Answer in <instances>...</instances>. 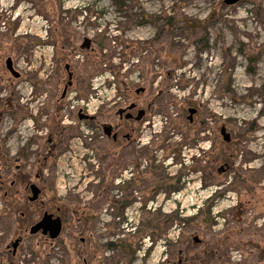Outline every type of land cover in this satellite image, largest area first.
<instances>
[{"label": "rangeland", "instance_id": "374dc122", "mask_svg": "<svg viewBox=\"0 0 264 264\" xmlns=\"http://www.w3.org/2000/svg\"><path fill=\"white\" fill-rule=\"evenodd\" d=\"M61 23L72 33L69 44L77 46L71 53L74 57L72 65L84 63L87 58L98 64L103 61L101 66L105 70L91 75L88 85L91 92L85 99L94 94L93 98H99V105L107 112L106 104L114 99V92L118 95V90L123 89L127 94L128 86H143L147 82L146 96L149 99L155 96L156 114L152 118L156 126L153 129L160 130L161 122L164 127H169L178 115L186 118L187 107L193 105L198 107L193 125L186 119L179 121L196 126L199 134L195 137L198 158L195 168L198 170L192 173L195 177L189 179L191 187L196 181V187L188 188L177 197H165L163 209H111L110 198L106 196L96 202L93 197L95 149L92 142L89 144L93 149L90 162L80 163V150L69 145L66 155L52 166L53 173L46 172L48 177L54 176L53 190L58 197L68 195V199H77L79 204H89L93 212L100 215L98 229L101 235L107 232L104 225L114 222L115 234L107 239L120 240L124 235L135 238L137 222L140 229L143 220L175 213L178 219L155 244L153 254L148 253L151 239L146 235L140 237L138 247L135 243L132 248L137 247V251L131 264H162L159 258L166 254L165 246L169 243L173 246L179 235L183 239L200 238V242H196V256L206 245H224L223 256L215 264L241 261V264H256L255 249L260 240L257 228L264 227V0H238L234 4H227L225 0H0V33H13L12 38L0 37V98L8 96L14 88L12 98L27 108L30 117L39 115L36 109L42 99L30 102L33 82L23 77L13 79L5 61L12 57L20 73L36 74L38 79L46 80V75L49 72L52 75L51 70L55 68L54 53L62 45ZM83 36L95 39L90 49L79 47ZM20 42L31 44L30 49L20 51ZM49 58L52 60L50 66L46 62ZM65 60L61 62L62 66ZM55 76L54 71L52 77ZM143 77L147 79L143 81ZM56 78L58 80V75ZM49 86L40 94L52 96L55 87ZM29 116L16 123L12 115L0 114V134L4 138L9 136L7 149L10 153L29 138L32 132ZM62 117L65 119V109ZM223 126L230 132L232 144L223 139ZM86 131L92 135L96 129L85 124L81 129L83 138ZM204 135L208 136L206 142L202 140ZM147 137L149 145L160 139H155L152 131ZM187 137L191 141L193 131ZM173 141L181 148L177 138ZM199 145L208 148V186L205 190L200 188L199 168L206 149ZM234 147L239 150H235L237 154L233 157ZM161 152L159 149L152 152L155 160L161 159ZM183 152L184 147L177 166L168 169L170 164L165 165V173L179 175L180 163L189 167V153L184 157ZM124 168L120 176L123 179L126 177ZM171 181L183 182V179ZM21 182L23 190L24 181ZM46 197L44 195L43 199ZM0 200V213H6L8 203L3 198ZM244 202L247 212L239 219L240 214H234L232 218V214L237 213L235 208ZM20 203L25 209L29 207V211L39 210V205L34 209L23 197ZM203 219L208 220V226ZM15 220L13 214L0 218L7 235L15 231ZM19 222L25 223L24 218ZM244 241L247 242L246 250L241 244ZM132 244L125 248L128 250ZM245 252L253 256L248 260ZM123 255V249H117L120 264L126 262L121 261ZM64 257L60 248L55 249L49 264H63Z\"/></svg>", "mask_w": 264, "mask_h": 264}, {"label": "flooded vegetation", "instance_id": "af4514ba", "mask_svg": "<svg viewBox=\"0 0 264 264\" xmlns=\"http://www.w3.org/2000/svg\"><path fill=\"white\" fill-rule=\"evenodd\" d=\"M84 38L85 36H83V40ZM91 40L94 44L95 39L91 38ZM49 41L52 42V39L50 38ZM53 45L55 47V41H53ZM76 47L69 49L68 52H75ZM54 54L56 55V51ZM73 58L71 54L67 56L66 63H63L64 67L61 65L62 59L59 63L60 68L63 67L67 71L61 86L62 93L59 92L60 96L58 94L57 97L50 100L48 93H44V95L34 93L35 85L32 84L33 91L30 102L37 100L39 102L41 99L42 102L40 103L41 108L39 106L36 109L39 115L29 116L32 121V132L29 138L21 141L20 147L10 153L7 149L9 136L4 138L0 134V198L8 202L6 204L8 211L6 213L1 211L0 218L4 219V216L18 214L20 209L25 207V205L22 207L20 203V198L23 197L24 202H28L30 206L33 204L34 209H37V205H39L38 208L43 214L47 212L54 214V217L60 216L62 228L58 236L54 238L51 237L50 231L44 233L43 230H39L31 234V226L43 216L42 214V216L37 215L35 221L28 226L15 221L13 223L15 231L13 234L7 235L5 229H2L4 223L0 221V264H49L53 251L58 248L63 251L65 256L62 259L63 264H116V251L117 249L122 250V247L118 244V240L107 239L108 236H114L115 223L110 222L104 225L105 223L102 222L106 226L104 229L107 232L99 234L100 215L94 213L89 204L80 203L74 208L70 207L66 202L68 195L58 197L48 183L50 179L48 176L52 174V166L66 155L69 145L73 147L81 139L85 141L86 145L92 142L95 149L93 197L96 202H99L103 196L110 198L108 205L112 206L111 209H163L161 206L165 197H177V194L185 193L188 188L196 187V181L191 187L189 180L195 177L192 176V173L198 170L195 168L196 159H198L196 158V143L184 142L179 148L177 142L173 140L176 138L179 141L185 140L190 131H193L194 138L197 127L181 123L179 120L182 116L178 115L179 117L173 119V124L170 123L169 127H164L161 122L160 130L153 129L156 126L152 118L156 114L155 96L150 99L146 96L147 82L143 86L141 84L134 85V87L128 86L127 94L123 93V89L118 90V95L113 96L114 99L106 104L109 107L107 112H105L106 108H101V106L93 114H88L80 108H68V104L71 103L69 98L71 92L76 91L77 99L85 97L81 96L77 89H73L76 82L73 74L74 65L71 63L74 62ZM53 62L55 66L56 60ZM13 65L19 76L12 78L17 80L20 77V71L16 68L14 60ZM9 73L13 76L10 71ZM50 74L46 80H50ZM146 79L142 78L143 81ZM49 87L53 88L54 86L50 84ZM63 97L65 99L62 110L65 109L66 116L65 119L61 118L62 129H59L57 125H52L49 113H42V109L52 106L51 112L57 110L62 104ZM190 108H195L196 111L191 114ZM197 112V106L189 105L186 118L182 119L193 125ZM85 124L90 129H96V131H92L90 141L81 135V129L85 127ZM149 131L155 134V139L160 138L159 142L149 145L147 137ZM202 140L208 141V136L204 135ZM172 142L175 143L173 146ZM182 147H184L182 153L184 157L189 153L191 159L188 160L189 167L180 163L181 169L178 172L179 175H176L177 177L174 175L175 173H165L166 164H170L168 169L178 165ZM199 147L206 149L203 152L204 160H201L199 168L201 173L200 188L205 190L208 186V148L202 145ZM157 149L162 151L159 161L155 160L152 154ZM199 155L202 156L201 153ZM38 164L44 168L38 169ZM123 167H125L123 171L126 174L125 179L120 178L123 175L121 174ZM21 174L23 179H21ZM176 178L183 179L184 183L171 181ZM186 179L189 180L188 183L185 182ZM21 180L24 181L23 190L20 187ZM33 185H37L40 189L39 197L35 201L30 200ZM112 193H117V195L112 196ZM44 195L47 196L45 200L43 199ZM53 196L57 198L55 201ZM112 198L113 200H111ZM159 198H161L160 201ZM4 208L5 206L2 209ZM86 212H88V221L82 219ZM157 226L162 229V222ZM104 235H107L106 238H102ZM164 236L163 231L160 234L154 231L152 234L146 235L151 239L149 254L154 253L155 244ZM195 238L196 236H193L191 240H188V238L183 239L179 235L173 246L171 243L165 246L166 254L159 260L162 259V264H195L196 242H200ZM139 241L136 242L137 247ZM137 247L129 248L121 261L131 264ZM37 251H39V256H36Z\"/></svg>", "mask_w": 264, "mask_h": 264}, {"label": "trees", "instance_id": "16d2710c", "mask_svg": "<svg viewBox=\"0 0 264 264\" xmlns=\"http://www.w3.org/2000/svg\"><path fill=\"white\" fill-rule=\"evenodd\" d=\"M167 20H169V19H167ZM60 27H61V32L63 33L62 34L63 40H61L62 45L56 49V55H55L56 65H55V68L53 69V73L55 71L56 76L58 75V80H57L56 76L52 77L53 73H52V75L50 74V81H48V80L43 81L41 79H38L36 74L24 75L23 73H21L20 77H19V79H21L23 77V78H28L30 81H32L33 84L35 85L36 93H39V94L42 93L43 91H45L46 87L52 83V85H54L55 88L52 91V96L50 94V91L48 90L49 94H50L49 95L50 100H53L55 97L58 96V94H59V96L61 95V93H62L61 86L63 85V82H64L66 75H67V71L64 68H59V63L61 62V59H62V61H64L66 59V57L71 54L68 52L69 49L75 48V46L70 45L71 42L68 41L69 38H71V34H72V33H70L69 27L64 25V24L62 25V23L60 24ZM12 36H13L12 32L11 33H9V32L0 33V37L12 38ZM58 36H61V35H58ZM100 41H101V44H103L104 39L100 40ZM31 42L32 41H30V43ZM31 44H26L25 42H20V47H19L20 51H28L31 47ZM67 46H69V47L66 48ZM102 63H103V61H100V63L98 64V62H95L93 59L87 58L84 63H80V64L78 63L73 67V74H74L75 79H76L75 86L73 87V89H77L80 92L81 96H86L88 93H90V89H88L89 88L88 85H89V80L91 79V75H93L94 73L96 74L98 72H101L102 70H105L101 66ZM84 72H85V77L83 76ZM19 79H17V80H19ZM70 89H72V88H70ZM87 91H89V92H87ZM59 92H61V93H59ZM11 93L15 94L14 88L10 89L8 96L0 98V114L2 116L5 114L12 115V117L15 119V122L17 123L18 121L22 120L23 118H27L30 115V113L26 107H24L22 105L20 106L18 104V102H19L18 99L12 98ZM54 94H56L55 97H54ZM64 99L65 98L63 97L61 106L57 110H54L53 112H51L52 106L51 107L47 106V107H44L42 109V113H46V114L49 113L50 119H52V125L53 126L57 125L59 129H62L61 128L62 127L61 118H62V108L64 106ZM198 134H199V132L196 133L195 137H197ZM195 137L191 139L192 143H195V141H196ZM189 140L187 137L185 140L180 141L179 145L182 146V144L184 142H188ZM227 143L232 144L233 140L230 139V141ZM42 147H43V144H42ZM234 148L235 149L233 150V153H232L233 157H234V155L237 154V151H235V150H239V147H234ZM37 168L42 170L44 168V166L38 164ZM51 172L53 173L52 169H51ZM20 176H21V179L24 178L22 176V174ZM48 183H50L51 188L53 189L54 176L50 177ZM55 198L56 197H54V201H55ZM66 202L68 203L67 205H69L72 208L76 207V205L79 204L77 199H74V200L68 199V201H66ZM235 209H237V213H233L232 218L235 217L234 214H237V215L240 214V216H237V218L239 219V218H241V216H244V212H247L246 208H245V202L243 204L240 203ZM232 211H234V209ZM240 211H241V213H240ZM87 213L88 212H86V215L82 217V219L84 221H88ZM42 214H43V212L40 209L33 212V211H29V209L22 208V209H20L18 214H15L16 215L15 221H19L20 219L24 218L25 223H21V224L28 226L31 222L35 221L34 219L37 217V215L42 216ZM11 215L12 214H10V216ZM32 216L34 217V219H32ZM199 217L200 216H198L196 218H199ZM177 219H178V217H177V215H175V213H169L168 215H165V214L162 215L161 214L160 216L155 215V216H152V219L149 218L146 221H144L142 219L143 220V226H141L140 229L138 226L136 227V229L138 228V230H137L138 233L136 234L135 238L125 235L127 237L124 236V237L120 238V240H118V244L120 245V247H122L123 252L126 253L127 249L125 247L127 244L133 243L132 246H130V248H134L135 243L140 239V237H143L147 234H152L154 231L159 232V234L162 231L166 232L169 225L173 221H176ZM202 221L205 225L208 226V220L203 219ZM160 222H162V225H163V226H161L162 229L161 228L159 229V227L157 226V224H159ZM199 225L202 226V224H200V223H199ZM263 229H264V227H262V226L260 228H257V231H259V234H260L259 235L260 240L258 242L257 248L255 249L256 251H255L254 257L256 258V262H255L256 264H264V230ZM164 234H166V233H164ZM188 240H191V238L188 237ZM245 242L246 241H244V243L241 242V244H243L242 245V248H244L243 250H246L245 246L247 245V242H246V244H245ZM238 243L240 244L239 241H238ZM221 245L222 244L215 245V246L206 245L203 249V252L201 254H199L198 256H196V262H198V264H215L216 261L220 259V256H223L224 245L222 247H221ZM245 254H247V253L245 252ZM247 255H248V260L250 259L251 256H253V255H249V254H247ZM36 256H39V251L36 252ZM239 263L241 264L242 261ZM239 263H237V264H239ZM116 264H119L118 259L116 260ZM228 264H231V263L229 262Z\"/></svg>", "mask_w": 264, "mask_h": 264}, {"label": "water", "instance_id": "95a60500", "mask_svg": "<svg viewBox=\"0 0 264 264\" xmlns=\"http://www.w3.org/2000/svg\"><path fill=\"white\" fill-rule=\"evenodd\" d=\"M238 0H225L227 4H234ZM92 46V40L90 37H85L83 42L81 43V48L90 49ZM6 69L9 70L14 77L19 76V73L14 70L13 59L12 57H8L5 61ZM190 113H194L196 111L195 108L189 109ZM221 134L223 135V139L225 141H230L231 134L227 131L226 127L223 126L221 129ZM32 196L30 197L31 201H35L39 197L40 189L37 185L32 186ZM62 228V220L60 216L54 217L52 213H44V215L34 223L30 228V233L34 234L39 230H43V232L50 231V235L52 238L58 236L60 230ZM197 241H200L199 237L195 238Z\"/></svg>", "mask_w": 264, "mask_h": 264}, {"label": "built area", "instance_id": "2783aa9c", "mask_svg": "<svg viewBox=\"0 0 264 264\" xmlns=\"http://www.w3.org/2000/svg\"><path fill=\"white\" fill-rule=\"evenodd\" d=\"M46 62L48 64V66H50V64H52L51 58H49L48 61L46 60ZM50 73L51 72H49L46 76H48ZM111 89H112V91H115L114 86H112ZM73 96H76V94L72 92L70 97H69L71 103L68 104V108H70V109L80 108L88 114H93L100 107V105H99L100 103H98L99 98L98 99L93 98L94 94H92L87 99H85L84 97L77 99L76 97H73ZM113 96H115V92H114ZM99 102H100V100H99ZM65 114H66V112H65ZM89 134L90 133L88 131H86L85 135H84V138L87 141H90V139H91V135H89ZM74 147H76L77 149L80 150V157H79L80 163H85L86 161L90 162L91 156H93V151H92L93 149L89 145H86V143L83 139L79 140ZM74 153L76 155H78L75 150H74Z\"/></svg>", "mask_w": 264, "mask_h": 264}]
</instances>
